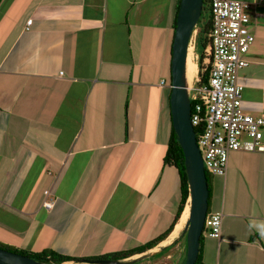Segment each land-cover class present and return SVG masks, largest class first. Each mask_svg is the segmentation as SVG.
<instances>
[{
    "label": "crops",
    "instance_id": "crops-1",
    "mask_svg": "<svg viewBox=\"0 0 264 264\" xmlns=\"http://www.w3.org/2000/svg\"><path fill=\"white\" fill-rule=\"evenodd\" d=\"M176 1L0 0L1 243L86 257L136 247L170 225L179 177L163 158ZM246 1L258 2L255 39L239 81L245 111L264 117V0ZM210 187L222 229L204 236L203 260L264 264V238L249 228L264 220V152L232 151ZM183 230L124 259L184 264Z\"/></svg>",
    "mask_w": 264,
    "mask_h": 264
},
{
    "label": "built area",
    "instance_id": "built-area-1",
    "mask_svg": "<svg viewBox=\"0 0 264 264\" xmlns=\"http://www.w3.org/2000/svg\"><path fill=\"white\" fill-rule=\"evenodd\" d=\"M257 3L209 0L207 6L210 28L203 65L204 70H208V79L205 83L194 84L189 90L190 99L196 100L191 111L192 124L203 125L196 137L204 169L215 176L225 177L232 151L264 152V117L245 111L243 86L239 81V71L249 64L245 55L255 39L248 27L250 11ZM30 23L31 19H28L27 25ZM196 32L195 28L192 37ZM199 81L200 77L196 82ZM43 193L48 197L43 206L50 210L55 198L49 190ZM221 229L222 212L207 213L202 233L219 239Z\"/></svg>",
    "mask_w": 264,
    "mask_h": 264
},
{
    "label": "water",
    "instance_id": "water-1",
    "mask_svg": "<svg viewBox=\"0 0 264 264\" xmlns=\"http://www.w3.org/2000/svg\"><path fill=\"white\" fill-rule=\"evenodd\" d=\"M203 4L204 0H180L172 42L170 113L173 129L184 154L189 187L186 204L189 202L190 205L189 218L183 230L186 236L184 264H195L197 260L200 237L208 208V181L191 121L190 90L185 79L188 48L200 19ZM149 255L144 254L138 259H143ZM136 260L110 258L98 259L92 262L98 264H132ZM0 264L47 263L0 247Z\"/></svg>",
    "mask_w": 264,
    "mask_h": 264
},
{
    "label": "trees",
    "instance_id": "trees-1",
    "mask_svg": "<svg viewBox=\"0 0 264 264\" xmlns=\"http://www.w3.org/2000/svg\"><path fill=\"white\" fill-rule=\"evenodd\" d=\"M209 0H204V3L208 6ZM180 0L176 1V10H175V18L177 16L178 8H179ZM208 12V10H207ZM174 25L176 24L175 19H174ZM210 28V13L208 12V16L204 17V6L203 10L200 16V19L197 23L196 29V36H195V47L198 54V60H197V65H198V72H199V77L200 81L196 82V85L200 83H205L208 79V70H204V65H203V59L205 58V52L206 48L208 45V38L207 34L209 32ZM174 29V27H173ZM174 35V34H173ZM201 50H200V49ZM172 50V48H171ZM171 81V77L169 79ZM171 83V82H170ZM191 111L194 108V104L196 102L195 99H191ZM172 123V122H171ZM202 124L199 126H194V130L196 133V136H199L200 129H202ZM164 163L170 164L173 167L177 169L179 181H178V191H179V200L176 208V212L174 214V217L170 223V225L167 227L165 231L157 235L156 237L147 240L146 242L130 248L126 250H120V251H115V252H109V253H104L100 255H95V256H86V257H81V256H74V255H67V254H62L59 253L49 247H45L41 250L38 251H32V250H27V249H22V248H16L13 246H9L7 244H0V247L21 253L24 255H28L29 257L36 259L38 261L47 263V264H61L62 262L64 263L65 261H74V262H79V261H88L92 262L98 259H124L127 257H130L134 254L138 253H143L148 251L149 249L154 248L158 243H160L162 240H164L169 233L173 230L174 225L178 221V219L181 216V213L186 205L187 198L189 195V187H188V180H187V174L185 170V164H184V154L181 149V146L179 145V142L177 140V135L173 129V126L171 125V132H170V137L168 141V146L167 150L165 152V156L163 158ZM207 176V181H208V208H207V213L212 212L213 210L211 209V187H210V182L211 178L215 175L210 174L209 172H206ZM204 234H201L200 237V246H199V252H198V257L195 262V264H208L203 260V254H202V241L204 238ZM1 243V242H0Z\"/></svg>",
    "mask_w": 264,
    "mask_h": 264
},
{
    "label": "rangeland",
    "instance_id": "rangeland-1",
    "mask_svg": "<svg viewBox=\"0 0 264 264\" xmlns=\"http://www.w3.org/2000/svg\"><path fill=\"white\" fill-rule=\"evenodd\" d=\"M203 6H204V17H206V16H208V12H207V5H206V3H204L203 4ZM203 10V9H202ZM196 36V35H195ZM193 38L195 39V37H192V41L190 42V45H189V50H190V53H191V55H192V57H194V62H195V64H194V69H193V72H192V74H191V76H189V80L187 81V84H188V87H189V89H191L192 88V86L195 84L196 85V81H197V79L199 78V73H198V65H197V60H198V54H199V52H197V50H196V47H195V44H194V42H193ZM200 49V48H199ZM201 50V49H200ZM189 52V51H188ZM186 206H188L189 207V202L186 204ZM185 206V207H186ZM185 209V208H184ZM184 211V210H183ZM182 211V212H183ZM182 214V213H181ZM189 214V213H188ZM187 219H188V216H187ZM187 219L185 220V222H184V224H183V226H182V228H181V230L180 231H182L183 229H184V226H185V224H186V221H187ZM179 220V219H178ZM175 226V225H174ZM174 230H175V227L173 228V230H172V232H171V235H170V237H169V239L168 240H170L171 238H173V237H175V236H177V234L180 232V231H178V232H174ZM0 244H2V243H0ZM179 249H180V251L183 253L182 255H185V256H183V258H182V260H181V262L182 261H184L185 262V258H186V236H184V237H182L181 238V241H180V244H179ZM145 262V261H144ZM74 264H77V263H74ZM90 264V263H89ZM140 264H155L154 262H145V263H140ZM173 264H174V261H173ZM182 264V263H181Z\"/></svg>",
    "mask_w": 264,
    "mask_h": 264
},
{
    "label": "bare ground",
    "instance_id": "bare-ground-1",
    "mask_svg": "<svg viewBox=\"0 0 264 264\" xmlns=\"http://www.w3.org/2000/svg\"><path fill=\"white\" fill-rule=\"evenodd\" d=\"M188 54H187V60H186V72H185V79H186V83L187 81L189 80V76H191L192 72H193V69H194V57H192L191 53H190V50L188 48ZM188 86V84H187ZM189 211H190V205L189 207L186 206L184 211L182 212L181 216H180V220H179V223L175 229L174 232H177V230L180 228L181 224L187 219V216L189 218ZM188 220V219H187ZM187 222V221H186ZM185 227V226H184ZM68 264H71V262H68Z\"/></svg>",
    "mask_w": 264,
    "mask_h": 264
},
{
    "label": "clouds",
    "instance_id": "clouds-1",
    "mask_svg": "<svg viewBox=\"0 0 264 264\" xmlns=\"http://www.w3.org/2000/svg\"><path fill=\"white\" fill-rule=\"evenodd\" d=\"M249 228L250 230H254L255 232H257L262 238H264V220H250Z\"/></svg>",
    "mask_w": 264,
    "mask_h": 264
}]
</instances>
